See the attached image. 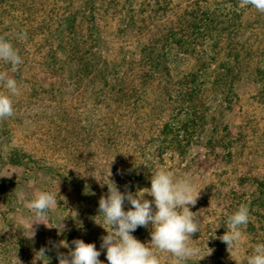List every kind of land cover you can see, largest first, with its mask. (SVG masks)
<instances>
[{"label":"trees","instance_id":"16d2710c","mask_svg":"<svg viewBox=\"0 0 264 264\" xmlns=\"http://www.w3.org/2000/svg\"><path fill=\"white\" fill-rule=\"evenodd\" d=\"M180 2L0 0V36L31 45L39 58L35 64L21 56L23 63L15 73L0 60V71H11L23 95L11 118L20 121L29 111L42 118L39 105L55 100L57 117L51 124L56 135L66 131L72 143L81 140L91 148L99 139L106 154L101 172L114 175L109 168H116L121 171L116 179L149 188L158 169L194 182L193 167L204 160L189 157L186 141L199 133L206 135L209 148L228 149L232 142L223 133L233 96L243 83L264 85V14L250 5L241 7L240 0ZM25 32L23 39L20 34ZM36 68L57 76L58 84L44 86L36 79L39 72L30 77ZM29 78L32 82H26ZM72 100L79 119L69 110L74 109ZM8 123L0 121V137L9 134ZM162 124L172 129V140L162 137ZM230 155L228 151L221 158ZM217 188L206 187L211 191L203 194L206 202ZM231 196L228 204H217L226 212L216 220L218 231L214 233V220L200 231L202 253H207V246L214 250L210 258L227 253V245L213 237L225 234L228 217L241 204L250 207L246 232L264 222L261 189L232 191ZM137 232L143 240L142 229ZM79 239L88 240L82 235Z\"/></svg>","mask_w":264,"mask_h":264},{"label":"rangeland","instance_id":"374dc122","mask_svg":"<svg viewBox=\"0 0 264 264\" xmlns=\"http://www.w3.org/2000/svg\"><path fill=\"white\" fill-rule=\"evenodd\" d=\"M180 1L182 0H173V5H180ZM12 45L20 56L27 57L28 61L35 64L39 63L31 45ZM5 71L10 75L11 71ZM37 72L39 73L36 79L41 80L44 86L58 84L57 76L42 73L39 68L31 70L30 77L32 73ZM26 82L32 80L29 78ZM3 89L7 91L4 85L0 84V93ZM20 93L18 97H13V107L22 105L21 101H18L19 97H23L21 90ZM55 102L57 103L55 100H44L43 104L39 105V112L45 113L42 118H34L29 111L24 112L26 118L20 121L11 117L6 119L9 122L6 127L10 132L7 136L0 137V176H3L0 177V264H16V257L20 264H43V261L44 264H59L58 252L67 255L74 249L72 241L79 239L80 235L87 237V243L96 245L101 251L99 259L103 264H108L106 249H101V238L107 232L96 223L103 222V214H99L98 209L101 196L108 194L106 183L112 181L122 193L130 191L136 194L141 189L149 188L139 182L130 185L121 178L116 179V174L121 173L116 168H110L114 175L101 172L100 167L106 165V154L99 145V139L96 140L97 145L94 144L91 148L81 140L72 143L74 139L65 136L66 131L56 135L58 131L51 124L57 117ZM71 102L75 110H69L72 113L75 111L73 116L76 117L77 105L74 100ZM17 109L22 111V108ZM225 121L228 129L223 135L232 142H229L231 145L228 149L218 145L213 149L209 148L206 135L199 133L186 141L189 157L197 156L204 160L196 168L193 167L196 177L193 183L202 189L200 198L191 211L198 213L201 230L209 229V224L214 220V233L219 227L217 218L226 213L222 205L220 207L217 204H228L232 191L250 193L261 189L264 193V186H259V183H264V85L241 84L233 96L232 108L226 113ZM162 133V137L173 139L170 126L162 124L161 135ZM228 151L231 155L222 159ZM211 184L218 186L217 194L212 195L206 202L203 194H210L211 191H207L206 187ZM42 191L59 192L58 205L49 212L45 221L49 227L43 223H34L35 237L28 238L27 224L35 222V215L28 209L27 204ZM145 199L154 198L145 194ZM131 207V204L125 201V211ZM254 226L256 230L251 233L244 230L243 241L233 258L227 250V253L221 256H206L201 260L204 264H247L253 249L262 243L264 237V222ZM139 228L145 234L141 241L150 243L151 225L148 228L138 227L132 233L137 239ZM200 235L198 232L192 236L193 243L198 246L203 239ZM60 241H66L69 247H57ZM41 248L48 249L43 261L36 259ZM163 256V263L172 259L169 254Z\"/></svg>","mask_w":264,"mask_h":264},{"label":"clouds","instance_id":"9594fccd","mask_svg":"<svg viewBox=\"0 0 264 264\" xmlns=\"http://www.w3.org/2000/svg\"><path fill=\"white\" fill-rule=\"evenodd\" d=\"M249 5L264 14V0H240L241 7ZM20 37L26 39L27 33H21ZM0 60L11 65L13 73L23 63L18 51L5 36H0ZM0 84L9 93H0V121H4L14 115L13 97H18L21 93L16 79L6 71H0ZM106 184L108 194L101 196L98 209L99 214H103V222L96 223L107 232L101 238V249H106L108 264H163V254L171 256V264H187L190 260L199 261L210 256L214 251L207 246V253H202L201 247L193 243L192 236L200 233L201 221L198 213L191 211V208L196 206L202 188H197L190 179H176L172 171L158 169L151 177V187L141 189L136 194L130 191L122 193L112 181ZM58 193L42 191L28 202L27 207L34 213L35 222L27 224L29 235L26 237H35L34 223H43L49 227L45 221L49 212L58 205ZM145 194L154 199H145ZM125 201L132 206L127 211L124 209ZM249 222L250 207L248 204H241L228 217L225 234L213 237L227 245L232 258L243 241L244 230ZM149 225L152 229L150 243L145 244L132 235L138 227L148 228ZM72 243L74 249L67 255L58 252L59 264H103L99 259L101 251L94 243H85L82 239H76ZM57 247L68 248L69 245L66 241H60ZM47 251V248H41L36 259L43 261ZM15 261L20 264L17 257ZM247 264H264V243L255 246Z\"/></svg>","mask_w":264,"mask_h":264}]
</instances>
